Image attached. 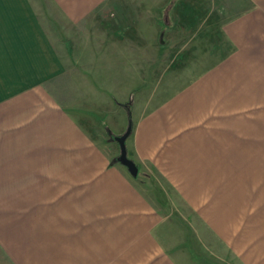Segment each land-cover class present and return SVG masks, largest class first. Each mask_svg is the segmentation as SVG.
Returning <instances> with one entry per match:
<instances>
[{
	"label": "rangeland",
	"instance_id": "374dc122",
	"mask_svg": "<svg viewBox=\"0 0 264 264\" xmlns=\"http://www.w3.org/2000/svg\"><path fill=\"white\" fill-rule=\"evenodd\" d=\"M29 1L64 67L44 84L38 109L55 121L64 115L72 128L61 127L56 149L70 156L51 157L41 172L50 180H41V203L17 198L9 206L8 189L0 194V227L8 226L23 264H145L150 246L168 264H264V0H170L161 13L149 12L146 0L140 14L132 11L137 1L101 0L80 15L66 12V0ZM138 19L141 45L132 55ZM130 121L138 178L118 162L115 139ZM102 176L109 194L98 188ZM66 180L76 197L87 184V211L76 221L94 234L100 209L112 212L123 195L119 184L134 188L156 212L153 243L140 240L139 252L125 253L137 237L89 239L76 227L46 226L61 207L47 193L58 196Z\"/></svg>",
	"mask_w": 264,
	"mask_h": 264
},
{
	"label": "crops",
	"instance_id": "0c3cea01",
	"mask_svg": "<svg viewBox=\"0 0 264 264\" xmlns=\"http://www.w3.org/2000/svg\"><path fill=\"white\" fill-rule=\"evenodd\" d=\"M100 1L66 0L64 5L68 14L80 15L87 13L93 5H95L94 7L98 6ZM134 1H137L138 4L134 5L135 8L132 11L135 14H140L142 4H145L146 0ZM159 1L163 2L164 6H167L170 0H149V12L161 13L168 11L169 5L164 7L163 10L162 8H157L161 6ZM121 7L127 9L123 4ZM258 13L264 24L263 9L261 8ZM246 14L244 22L246 23L249 18H251L252 22L253 14H255L253 10ZM140 22L139 19L134 21V28L138 36L132 39V44L134 45V53L132 52V55L135 54V51L137 52L141 45ZM150 42L151 40H149ZM135 46L137 47L135 48ZM63 68L61 57L55 50L50 36L36 15L30 1L0 0V194L5 193L8 189L9 206L16 205L17 201L14 200L17 198L30 197L29 199H32V203H41L38 191L41 187L47 188L41 184V180H46L48 184L50 182V180L41 176L43 174L41 172L46 168L45 163L51 157L70 156V154H61L59 156L56 153V149L61 148L64 143L61 141V127L68 125L69 130L72 128L70 122L64 115L58 117L56 121L47 118L46 116L49 113H46V110L38 109L39 95L41 96L44 84L50 79L60 76ZM214 75L213 73L210 77H214ZM46 124L54 126L52 132L49 131V128L46 129ZM45 131L48 132L47 135ZM64 138L68 137L65 136ZM39 149H42L43 152L39 151ZM63 150L65 149L63 148ZM72 155L77 156L76 153H72ZM107 168L110 169L108 166ZM100 179L101 184L98 188L109 194L112 188H109L104 176L100 177ZM56 180L57 178L51 180L53 189L57 188ZM97 182L91 181L88 186ZM72 185L70 180H66L63 183V187L58 186L60 189L58 196L54 197L56 195L55 190L53 195L50 192L47 193L49 196H53L51 205L53 207L58 205L61 207L59 209L54 208L53 213L48 215L53 216L51 219H54L55 223L49 224L48 222H52L49 217L44 219L46 220V226L56 227L63 231L76 227V230H79L80 233V224H77L76 219L79 218L78 212L87 211V208H85L87 204V193L85 191L87 187L85 185L87 184L80 186L83 194L81 197H76V193L71 191V187H74ZM119 186L123 190V195H115V200H112L117 206L111 208L112 212L101 208L100 216L95 219L94 224L91 223L92 227H96V233H92L93 228H91L89 232H81V236L89 239H92V237H110L112 235L120 238L123 236L137 237L138 239L134 240L132 244L127 245H132V247L123 250L125 253L133 251L136 253L139 252L138 247L141 246L140 240L148 243H153L154 241L152 222L156 218V212L147 205L134 188L129 185V187H123L121 184ZM20 188L22 193L18 191L19 194L9 191L12 189L19 190ZM25 189H29L30 196H25V193H23ZM34 190H37L38 195ZM63 190L65 191L63 192ZM102 203L107 204V200ZM33 211H35L34 208H32L31 212ZM0 216V220L7 222L4 214H0ZM61 221L68 223L61 224ZM153 226L156 229L157 223ZM59 235L73 237L71 231L63 232ZM100 242L103 244L101 248L102 251H105L104 255L109 256L107 240L105 243L103 241ZM88 245V248H90L95 244L89 243ZM107 248L108 250H105ZM15 249L8 245V226L0 227V264H23L19 253L14 252ZM159 252L156 246H150L149 262L145 264H158V261L168 264L165 256H157Z\"/></svg>",
	"mask_w": 264,
	"mask_h": 264
},
{
	"label": "water",
	"instance_id": "95a60500",
	"mask_svg": "<svg viewBox=\"0 0 264 264\" xmlns=\"http://www.w3.org/2000/svg\"><path fill=\"white\" fill-rule=\"evenodd\" d=\"M132 132L133 123L132 121H130L126 133L120 137H116L115 140L120 147V156L118 158V162L128 169L129 173L133 178H137L139 175V168L136 163L128 157L127 150V140L130 138Z\"/></svg>",
	"mask_w": 264,
	"mask_h": 264
},
{
	"label": "trees",
	"instance_id": "16d2710c",
	"mask_svg": "<svg viewBox=\"0 0 264 264\" xmlns=\"http://www.w3.org/2000/svg\"><path fill=\"white\" fill-rule=\"evenodd\" d=\"M125 108L127 109L128 113L131 112V108H130V105H126Z\"/></svg>",
	"mask_w": 264,
	"mask_h": 264
}]
</instances>
